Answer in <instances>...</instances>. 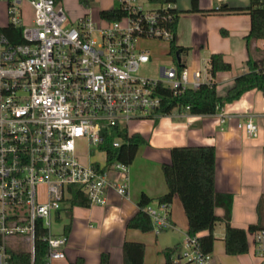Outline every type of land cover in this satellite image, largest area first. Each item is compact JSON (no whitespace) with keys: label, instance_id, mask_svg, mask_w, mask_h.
Segmentation results:
<instances>
[{"label":"built area","instance_id":"1","mask_svg":"<svg viewBox=\"0 0 264 264\" xmlns=\"http://www.w3.org/2000/svg\"><path fill=\"white\" fill-rule=\"evenodd\" d=\"M7 2L6 25L20 27L23 40L0 34V232L26 235L33 247L41 219L48 229L46 264H52L65 256L68 240L53 223L67 212L77 187L90 204H105L109 189L128 194L130 163H109L102 145L111 135L112 146L127 143L132 119L164 115L166 89L179 94L204 81L199 69L184 63L183 51L174 52L175 66H160L159 77L141 73L152 58L143 41L175 36L171 3L125 0L126 14L96 21L88 14L68 19L56 0H29L33 24L24 25L18 14L22 0ZM228 118L222 113L221 123ZM240 125L248 136L258 135L253 115ZM81 139L88 147L86 162L77 151ZM145 210L154 230L173 227L170 202L149 203ZM252 237L254 254L264 259V227ZM186 246L181 259L210 263L211 254L200 251L195 236L187 235Z\"/></svg>","mask_w":264,"mask_h":264},{"label":"crops","instance_id":"2","mask_svg":"<svg viewBox=\"0 0 264 264\" xmlns=\"http://www.w3.org/2000/svg\"><path fill=\"white\" fill-rule=\"evenodd\" d=\"M82 1V0H81ZM61 0L68 19L82 15L93 16L99 9L117 6L119 0L92 1ZM197 4L198 10L194 9ZM250 0H177L174 6L179 10L176 43L184 47L183 53L191 57V69L202 72L204 82L215 80L217 93L221 96L234 85L235 77L247 71V59L260 57L264 51V38L257 39L248 47L246 35L251 18L247 11L232 9L246 8ZM226 5L218 10L217 6ZM8 2L0 0V25L9 21ZM221 52L232 65L230 70H221L213 76L210 72V56ZM230 116L221 123V115ZM253 115L258 125V135L248 136L240 125ZM132 132H139L145 138L130 163V186L127 195L113 189L107 191L105 204L76 206L72 216L63 214L61 225L54 231L67 233L65 256L55 258L52 264H71L82 257L84 264H99L101 254H109V264H123V243L136 240L145 243L144 264H163V249L177 245L175 264H196L182 258L187 250L188 219L182 202L174 195L171 207L173 227L161 231L143 232L127 226L128 220L139 210L138 201L143 193L152 198V205L168 191L162 163L171 161V148L177 145H214L215 189L233 194L231 223L248 229L252 223L264 225V94L257 88L250 89L239 99L227 102L212 114L174 112L146 120L135 121ZM215 213L223 217L224 208L215 207ZM62 219V217H61ZM225 222L214 226L216 240L209 264H264V259L255 255L252 246V232H247L249 250L243 254H228L225 250ZM9 239V240H8ZM29 240L26 235L6 237V244L13 249ZM4 246H0V264L5 261Z\"/></svg>","mask_w":264,"mask_h":264},{"label":"trees","instance_id":"3","mask_svg":"<svg viewBox=\"0 0 264 264\" xmlns=\"http://www.w3.org/2000/svg\"><path fill=\"white\" fill-rule=\"evenodd\" d=\"M60 2L61 0H56ZM153 4H175L177 0H149ZM117 7L101 9L100 16L108 19H118L127 13L123 4ZM226 5L217 6L218 10L226 9ZM198 10L197 4L194 6ZM173 13L172 27L175 33L170 40V52L183 51L184 47L176 43V30L179 19V10L173 6L169 9ZM234 11L245 10L251 18L250 29L246 35L247 45L250 49L252 43L257 39L264 38V7L262 0H250L246 8L232 9ZM6 34L12 41L23 40L20 27H14L11 23L0 25V34ZM264 51L260 57L250 56L246 64L248 70L241 72L235 77L234 85L229 88L225 95L217 93V82L211 80L202 82L196 88H188L182 93L174 94L171 89H166L161 110L164 115L176 112H189L192 114H212L225 103L239 99L242 94L250 89L257 88L264 94ZM231 63L227 61L221 52L212 53L210 56V72L213 76L218 71L230 70ZM189 106L187 110L186 107ZM113 136L109 137L103 149L107 150L108 161L122 160L131 163L145 138L139 132H133L128 142L120 147L111 144ZM215 159L216 149L214 145H177L171 148V161L162 163V170L168 185V191L158 198V202H172L177 194L182 202L185 214L188 219V234L195 236L199 249L203 254H212L216 236L214 226L218 221L225 222V250L228 254H243L248 252L249 243L247 232L263 228L260 222L252 223L248 229L235 226L231 223V212L233 205V194L229 192H218L215 189ZM146 193L141 195L138 201L139 210L128 220L127 226L137 228L143 232L153 230L152 219L145 210V206L152 202ZM87 195L82 194L77 187L70 206L67 208V215L72 216L75 206H89ZM224 208V216L220 217L215 213V207ZM70 229V222L64 226V234L67 235ZM48 229L43 225L41 219L36 221L34 246L31 248L13 249L6 244V236L0 232V246H4L6 262L9 264H46L49 252V244L45 237ZM178 246L166 247L163 249L165 257L163 264H175V253ZM145 243L136 240H125L123 243V264H144ZM71 264H84L82 257H78ZM99 264H109V254L103 252Z\"/></svg>","mask_w":264,"mask_h":264},{"label":"rangeland","instance_id":"4","mask_svg":"<svg viewBox=\"0 0 264 264\" xmlns=\"http://www.w3.org/2000/svg\"><path fill=\"white\" fill-rule=\"evenodd\" d=\"M83 1H86V0H82L81 2H83ZM87 1H89V2H84V3L89 4L92 1V3L94 2L95 4L96 3L99 4V2H100V0H87ZM122 1L123 0L117 1L116 5H113V6H119ZM136 2L139 4H143L145 6H150L151 4H153L149 0H136ZM96 9H99V11H100L102 9V7L101 8L96 7ZM18 14L22 18V23L24 25L33 24L34 8L31 5V3L29 2V0H22V2L20 3V11ZM93 18L96 21H98L100 18L99 12L94 13ZM142 44L145 47H148L152 53L151 60L144 63V65L141 68V73L143 75L156 78V77H159V75H160V73H159L160 66L173 67L177 64L176 59L174 57V53L169 51V48H170L169 47L170 46V40L169 39L148 38V39L144 40ZM182 57L188 66L192 65L191 57H189V55H187L186 53H183ZM146 119H150V118L132 119L128 124L130 131L133 130L135 121L146 120ZM77 151L80 155V159L83 162H86V155L88 153V147H87V143H86L85 139H81L78 141ZM156 205H157V203L155 204V206ZM74 209H76V206L74 207ZM63 216L64 215H62V219L60 218V219H57L54 221L53 227H55V225H57V224L61 225V223H63L62 221L67 219V217L63 218ZM217 223H219V221ZM12 235L17 236L18 234H11V235H9V237H12ZM20 246L21 247H26V246L29 247V246H32V244H31L30 240H25V244L24 245L22 244Z\"/></svg>","mask_w":264,"mask_h":264}]
</instances>
